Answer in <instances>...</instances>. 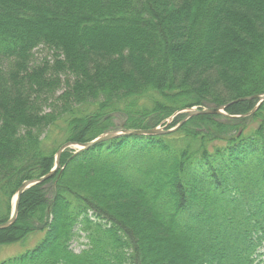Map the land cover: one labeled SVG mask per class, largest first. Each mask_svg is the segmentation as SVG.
Here are the masks:
<instances>
[{"label":"trees","instance_id":"obj_1","mask_svg":"<svg viewBox=\"0 0 264 264\" xmlns=\"http://www.w3.org/2000/svg\"><path fill=\"white\" fill-rule=\"evenodd\" d=\"M261 94L264 0H0V224L66 143ZM255 105L67 149L0 248L41 238L0 264H264V104L231 118Z\"/></svg>","mask_w":264,"mask_h":264},{"label":"water","instance_id":"obj_2","mask_svg":"<svg viewBox=\"0 0 264 264\" xmlns=\"http://www.w3.org/2000/svg\"><path fill=\"white\" fill-rule=\"evenodd\" d=\"M247 100H255L256 105L252 109L251 112L241 115V116H231V118L234 119H239V118H245L253 115L260 107L262 104H264V94L261 95H255L247 98H241L238 99L234 102H231L229 104L219 106V107H214V108H197L193 107L190 109H184L176 112L172 117L168 118L166 121H164L160 126H157L156 128L153 129H144V130H129V129H121V130H115V131H109L105 134L100 135L96 139H94L91 142L88 143H66L64 144L57 152L55 156V167L44 177L34 179V180H29L25 181L22 183V185L18 188L17 193L14 197L13 201V210L10 215V218L7 222L0 224V230L7 229L11 227L17 219L18 216V210H19V205H20V200L21 196L25 191L30 189L33 186L40 185L50 179L56 171L60 168L61 165V156L63 152L67 149L73 148L76 149V153L78 154L83 151H87L91 149L92 147L104 143L106 141H109L111 139H116L122 136H158V135H167L170 133L176 132L183 124H185L188 120H190L193 117L201 116V115H225L226 109H228L229 106L232 104H235L240 101H247ZM178 115H184L183 120L178 124L176 127L172 129H168V127L172 124L173 120L175 117Z\"/></svg>","mask_w":264,"mask_h":264},{"label":"rangeland","instance_id":"obj_3","mask_svg":"<svg viewBox=\"0 0 264 264\" xmlns=\"http://www.w3.org/2000/svg\"><path fill=\"white\" fill-rule=\"evenodd\" d=\"M34 54H35L34 55V61L36 64L41 63L45 59L48 61H51V62L54 60V52L48 48L41 47V48L37 49L34 52ZM64 78H65V76H63V80H64ZM225 115H227L226 111H225ZM116 122H118V120ZM174 127H172V128H174ZM41 236H42L41 234L34 235L27 242L19 243V244H13V245H9L6 247L5 246L1 247L0 248V263L4 259L13 258L15 256H18L22 252H24L26 249L33 248L37 244V242L39 241ZM73 248L75 249L76 252H79L83 247L81 245H79V243H74Z\"/></svg>","mask_w":264,"mask_h":264}]
</instances>
